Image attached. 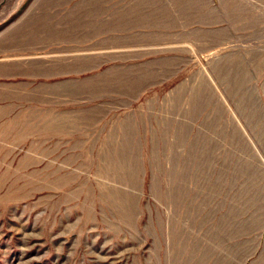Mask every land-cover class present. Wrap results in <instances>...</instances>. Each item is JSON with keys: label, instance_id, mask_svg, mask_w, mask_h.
<instances>
[{"label": "rangeland", "instance_id": "374dc122", "mask_svg": "<svg viewBox=\"0 0 264 264\" xmlns=\"http://www.w3.org/2000/svg\"><path fill=\"white\" fill-rule=\"evenodd\" d=\"M0 264H264V0H0Z\"/></svg>", "mask_w": 264, "mask_h": 264}]
</instances>
